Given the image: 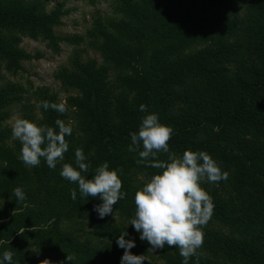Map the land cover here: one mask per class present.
Wrapping results in <instances>:
<instances>
[{
    "label": "trees",
    "instance_id": "obj_1",
    "mask_svg": "<svg viewBox=\"0 0 264 264\" xmlns=\"http://www.w3.org/2000/svg\"><path fill=\"white\" fill-rule=\"evenodd\" d=\"M62 6L0 0V261L11 251L12 264H69L72 254L71 264H121L124 249L116 240L127 231L133 255L150 264H182L178 248L152 252L130 225L135 193L162 171L136 163L130 133L155 113L173 129L160 161L204 151L229 174L201 184L214 210L202 228L199 264H264V0H112L113 16L93 18L82 35L66 36L55 33L66 14ZM20 37L39 39L53 53L61 43L73 46L54 72L68 93L66 113L39 106L62 103L47 87L28 91L3 81L1 70L15 75L22 62L39 57L18 47ZM13 112L37 126L58 131L60 119L72 127L54 170L43 159L37 167L19 159L22 145L7 125ZM77 148L90 164L86 179L105 162L118 171L126 195L114 215L100 219L94 206L102 201L82 197L77 183L61 177L63 164L77 167ZM18 187L22 202L14 195Z\"/></svg>",
    "mask_w": 264,
    "mask_h": 264
},
{
    "label": "clouds",
    "instance_id": "obj_2",
    "mask_svg": "<svg viewBox=\"0 0 264 264\" xmlns=\"http://www.w3.org/2000/svg\"><path fill=\"white\" fill-rule=\"evenodd\" d=\"M43 109H52L61 114L66 113L64 103H50L41 101ZM141 112H147L146 105H140ZM55 125L58 131L47 125L37 126L27 119H16L12 127L13 138L21 145L19 159L28 167H37L41 160L46 161L50 169H55L59 161L64 160V154L69 149L65 137L72 135L71 126H66L63 120L57 119ZM173 129L159 122L157 114H147L142 117L138 132L130 133L131 144L129 152H137V164L162 170L153 175L144 187L135 193V216L130 225L140 233V240L146 241L150 251L174 247L179 249L183 258L182 264H189L192 257H196L199 264L198 249L203 246L204 233L202 228L211 219L214 204L211 196L201 186L203 182L218 183L226 181L229 174L222 171L219 164L204 151L187 150L181 158L170 162L158 159L159 153L169 152V141ZM141 145L142 149L141 150ZM81 148L75 150V164H63L60 175L62 178L77 183L82 197L99 198L102 203L94 206L100 219L114 215V205L122 200L126 193L122 192V180L117 170H109L107 162L95 169L91 179H86L82 173H87L90 164ZM77 168L79 170H77ZM18 201L26 199L21 188L14 189ZM71 198L76 199V190L71 191ZM129 234L122 232L116 240L117 245L124 249L121 264H144L145 255H133V239H125ZM66 260H76V255H67ZM13 253L5 251L3 261L12 264ZM148 262V261H147ZM42 264H51L49 260ZM150 264V262H148Z\"/></svg>",
    "mask_w": 264,
    "mask_h": 264
},
{
    "label": "rangeland",
    "instance_id": "obj_3",
    "mask_svg": "<svg viewBox=\"0 0 264 264\" xmlns=\"http://www.w3.org/2000/svg\"><path fill=\"white\" fill-rule=\"evenodd\" d=\"M44 3L46 10L51 9L56 4L63 5L62 11H65L66 14L60 18V25L55 28V33L60 36L82 35L90 26L93 18L111 17L114 15H111L112 0H94L93 2L88 0H44ZM18 47L31 56L38 54L39 57L22 62V70L15 75L1 70L3 81L8 80L18 83L28 91L36 87H47L63 103L68 93L54 79V72L58 67L67 63L68 58L73 53V46L61 43L58 52L53 53L45 46V42L39 39L33 40L28 37H20ZM85 55L98 59V56L91 51H87ZM24 97L27 100V94ZM28 102L34 105L33 99H28ZM12 110L15 111L14 109ZM16 119L17 114L13 112L7 125L12 128Z\"/></svg>",
    "mask_w": 264,
    "mask_h": 264
}]
</instances>
